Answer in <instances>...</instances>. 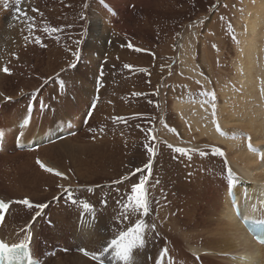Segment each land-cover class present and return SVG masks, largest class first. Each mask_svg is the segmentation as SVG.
<instances>
[{
    "label": "rangeland",
    "instance_id": "374dc122",
    "mask_svg": "<svg viewBox=\"0 0 264 264\" xmlns=\"http://www.w3.org/2000/svg\"><path fill=\"white\" fill-rule=\"evenodd\" d=\"M116 1L39 0L41 15L44 17L49 7L47 13L50 11L54 19L50 18L52 26L47 25L48 29L58 31L42 35V28L38 30L42 36L35 48L36 56H30L31 49L26 52L27 60L19 62L22 69L17 75L6 73L10 79L0 87V130L7 133L0 151V195L10 208L3 212L1 234L8 238V244L18 241L29 247L34 245L42 264H69V259L76 255L100 264L91 254H99L108 241L139 218L148 225L145 247L134 249L127 261L116 257L117 252L125 253L134 239L122 234L117 249L109 248L103 253V264H137L134 253L141 254L137 258L139 264H156L163 257L167 241L161 231L170 230L171 218L180 219L190 228L187 215L181 213L184 200L189 201L186 208H196L201 217L204 207H208L209 185L222 190L229 179L225 155L204 145L209 142L197 136L187 119H180L174 102L190 90L214 104L221 80L235 85L233 62L239 37L243 39L247 31L243 30L244 16L256 0ZM26 3L29 9L35 0ZM7 5L10 6L8 3L2 8H8ZM95 17L100 25L94 32ZM33 22L28 20L35 30L36 24H41L38 16L34 25ZM94 35L101 40L97 51L93 47ZM188 50L194 62L186 59ZM9 55L13 63L21 51L17 54L15 49L9 50ZM6 60L0 59V74L6 75L3 71ZM80 89H85L83 100H79ZM30 103H33L30 123L45 130L44 138L48 136L46 130L54 124L57 127L70 122L66 124L68 135L40 142L41 146L32 149L17 147L16 133L24 130L25 134L30 129L17 126L22 117L29 118ZM60 105H64L62 109ZM30 136L31 133L22 145ZM67 137L69 151L59 145L40 152V148ZM243 137L237 139L233 135V139L247 143ZM189 142L200 147H192ZM146 144L154 146L157 155L148 184L150 213L141 217L125 205L129 204L131 185L141 175L135 169L148 162ZM177 149L186 154L177 153ZM43 155H48L57 169ZM37 160H43L47 167L53 165L65 176L44 171ZM20 163H25V171H18ZM48 175L55 176V181ZM214 181L218 184L214 185ZM69 195L75 203L69 201ZM24 199L47 207L36 216L35 207L16 203ZM102 200L107 201L106 207ZM85 203L90 209L83 207ZM148 239H152L151 243ZM149 249L154 251L155 260L148 255ZM181 249L183 264H206L211 258V255L194 257L184 243ZM84 251L90 255H84ZM223 257L212 258L209 263L228 264L229 260Z\"/></svg>",
    "mask_w": 264,
    "mask_h": 264
},
{
    "label": "bare ground",
    "instance_id": "6f19581e",
    "mask_svg": "<svg viewBox=\"0 0 264 264\" xmlns=\"http://www.w3.org/2000/svg\"><path fill=\"white\" fill-rule=\"evenodd\" d=\"M107 1L113 3L116 0ZM8 3L10 6L7 5V7L10 8L9 11H6L5 9L8 8L2 7ZM26 4V0H21V3L16 2V4L15 0H0V59H7L6 64L9 68V74L14 73L17 75L18 70L22 69V65L20 66L19 62L24 61V59L27 60V54L25 53H28L30 49L33 50L32 52L30 50V56H36L35 48L38 43H36L35 38H41L42 35L50 34V32H45L44 29L48 28L47 25L52 26L50 24V18L53 19V17H51L50 11L47 13L49 7L46 8V14L43 17L39 10L42 6L39 0H35L34 6L32 7V5H30L29 9H26ZM45 5L46 3L43 4L44 7ZM33 9H35V11H33ZM23 15H26L25 18ZM37 16L41 24L37 23L35 30H33L29 26L28 20H34V25ZM244 18V23L246 24L243 30L247 29V31L244 32L245 36L243 39L239 37L241 39L238 42L239 47L236 49L238 50L237 58H235L236 60L233 62L235 71L232 73L234 74L232 78L235 81V85L231 86L232 84L229 85L224 79L221 80L222 84L217 87L218 100L217 103L214 104L210 103L211 101L209 102V100H207L208 102L206 101V103L204 101L206 98L200 97L198 93L193 95V91L189 92L190 90L184 93L181 99H175L174 102V110L179 113L178 116H180V119H187L192 124L193 130L197 131V136L204 138L203 142H209L204 143V145L215 147L221 155H225V159L229 164V179L227 185L226 187L225 185L224 187L222 186V190L218 186L209 185V189L206 190L208 193V207L206 208L203 206L205 212H203L204 215L201 217H198L196 208H186L185 204L188 205L189 201L187 198L184 200L185 204L183 207H185V210L181 208V213L187 215L188 221L191 222L190 228L187 223L181 222L180 219L171 218L168 224L171 226L170 230L169 228H164L165 230L161 231V236L164 240H167L164 249L167 248L168 251L166 254H163L160 260L158 259L159 261L155 262L156 264H158V262L159 264H183L182 255L184 253L181 249L183 243L188 249V253H194V257H196V255H198V257H201V255L205 257L206 255H211L210 260H212V258L217 256H224V260H229L228 264H264V244L256 242L253 235L242 222V218L247 220L264 218V0H256L255 6L248 9L247 15H245ZM98 21L99 19L95 17L94 32L99 29L100 23ZM41 28L44 33L42 35H40L41 32H38ZM98 36L94 35L93 37L94 51L98 50L95 49L99 47V43L101 42ZM14 39H16V41ZM13 49L17 51V54L18 50L21 51V55H17L14 62L11 63L9 50ZM192 57L193 56H190L188 50V57L186 59H190L189 63L194 62ZM16 61H18V63ZM8 79H10L8 74H0V87L3 88ZM225 82L227 84H225ZM79 93L81 94L79 100H83L85 89H83V91L80 89ZM63 106L60 105L61 109ZM200 115L202 116L200 117ZM21 119L18 123L23 122L26 119V115ZM32 124L30 123V125H27V127L30 126V129L28 128L29 130L23 134L24 137L22 136V139L20 135L19 138L21 140L16 142L18 143L17 147H24L25 149L33 146H41L42 144H40V142L47 143V140H54L60 135L68 134L66 124L57 127H55L54 124L52 127L53 129L50 128L46 130L48 136L44 138L45 130L42 131L43 129H41V126L34 128ZM46 128L47 127H44V129ZM23 129L26 130V126H24ZM22 131L20 133H24ZM0 133L4 136L7 135L4 130H0ZM30 133L31 136L29 140L22 145V142ZM17 135L18 133H16L15 136L17 137ZM233 135L237 137V139L238 137L244 136L248 141L245 143L243 140L233 139ZM34 137L35 140H33ZM69 139L70 138L67 137L49 146L40 148V152L59 145L65 146L69 151V148H67L69 147ZM36 140L39 142L36 143ZM189 145L195 148L200 147L190 142ZM73 147L76 148V146ZM85 147L87 148V146ZM88 149H86V151ZM89 152H91V150ZM43 157L46 162L55 164L54 161L48 158V155H43ZM221 158L220 160L223 159ZM210 160L213 161V159ZM41 161L44 163L43 160ZM44 164L47 165V163ZM54 166L55 168L58 167L56 164ZM54 166L52 165L51 167ZM25 167V163L23 165L20 163L18 165V171H25ZM48 176L55 181V176ZM26 178L28 179V177ZM22 179L25 181V177ZM231 181L234 183L233 189L237 194V200L240 205L239 214L233 209V203L228 193ZM217 184V182L214 183V185ZM188 197L190 196L188 195ZM4 202L9 204L7 201ZM9 209L10 208L4 210V212H8ZM1 225L2 222L0 223V240L6 243L8 242V238L1 234L4 229ZM184 226L185 228L183 229ZM148 240L151 243L152 239ZM13 242L14 243H10L9 245L19 244L18 241ZM31 247L33 248L34 245ZM31 247L30 250L32 254L34 253L33 257H38L34 252L35 249ZM144 247L145 246H143V248ZM156 248L157 246L154 249L156 250ZM146 251L148 255L150 254L155 260L156 256L152 254L154 251L152 249ZM140 255V253H134V263H140L138 260L140 259ZM38 259L41 260L39 257ZM69 260L71 261L69 264H95L79 255L73 256ZM209 261L206 264H210Z\"/></svg>",
    "mask_w": 264,
    "mask_h": 264
},
{
    "label": "snow or ice",
    "instance_id": "6c2138e0",
    "mask_svg": "<svg viewBox=\"0 0 264 264\" xmlns=\"http://www.w3.org/2000/svg\"><path fill=\"white\" fill-rule=\"evenodd\" d=\"M16 2L21 3V0H15V4ZM33 11H35V9H33ZM45 32H57L58 29L56 28H45L44 29ZM36 43H40V38L36 37ZM128 47H132L131 44L128 45ZM137 51H139V49H137ZM125 67H128L127 65ZM3 71L5 73H9V68L5 67L3 68ZM102 75V73H101ZM64 82L61 81V87L63 88ZM139 95V94H137ZM7 99H11L10 97H8ZM34 99L35 97H33V103H34ZM33 103H30L28 105V115L29 118L25 119L23 121L24 126L29 125L30 123V117H31V112H32V108H33ZM44 104L41 101V108L43 109ZM93 108L95 107V105L92 106ZM20 135L22 136L23 133H20ZM149 135H152L151 132L149 133ZM153 139H155V137H152ZM147 154H148V162L142 167V168H137L135 169V172L137 173H141L139 180L137 183H133L131 185V189H130V195L127 196V200L129 201L128 205H125V207H132L141 217H147L150 213V207H149V192H148V184L149 181L151 179L152 176V165H153V161L155 156L157 155V149L154 146L145 145ZM177 153L180 154H186L183 153L181 151H179V149H177L176 151ZM190 158V157H189ZM37 163L39 164V166L46 172L48 173H54L56 176L60 177L63 176V173L57 171L56 169L52 168V167H47L44 163H42L41 161L37 160ZM67 191V190H65ZM69 201L75 203V201L73 200L72 196L69 195L68 196ZM16 203H20L23 204L25 206H27L28 208H32L35 207L37 209L36 211V216H40L42 214L43 209H45L47 207L46 204H36L33 205L29 200L24 199L22 201H17ZM101 203L106 207L107 206V201L106 200H102ZM83 207L85 209H90V205L88 203H85L83 205ZM9 208V204L4 202L3 200H0V217H2V219H0V222L3 221L4 216H3V212L4 210ZM148 228L147 223L145 222L144 219H139L137 220V222L131 226L128 227L127 230H123L119 232V235L116 238L111 239L110 241H108L107 246L102 248V251L99 254H91L92 258L95 260H99L100 264H103V259H102V255L104 252H107L109 248H113V249H117V245L121 242L122 239V234H128L131 237H133L134 239H132L127 247V250L125 253H116L115 256L122 259V260H129L131 253L133 252L134 249L143 247L145 244V231ZM152 228H155V225H152ZM29 245L25 244V243H20V244H12L11 246H9L8 243H5L3 240H0V261H4L7 260L8 264H13V261H20L21 259L24 258H28L29 259V264H31V256L30 253L27 251ZM83 251V250H82ZM167 248L163 249V253L162 254H166L167 253ZM84 255H90V253H88L87 251H84ZM159 264V262H158Z\"/></svg>",
    "mask_w": 264,
    "mask_h": 264
}]
</instances>
